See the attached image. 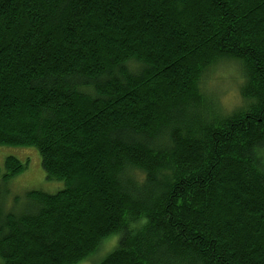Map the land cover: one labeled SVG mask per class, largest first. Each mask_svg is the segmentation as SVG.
Instances as JSON below:
<instances>
[{
	"label": "trees",
	"instance_id": "obj_1",
	"mask_svg": "<svg viewBox=\"0 0 264 264\" xmlns=\"http://www.w3.org/2000/svg\"><path fill=\"white\" fill-rule=\"evenodd\" d=\"M218 61L231 113L202 88ZM0 145L66 183L17 213L0 195L3 264H75L116 234L97 264H264V0H0Z\"/></svg>",
	"mask_w": 264,
	"mask_h": 264
},
{
	"label": "rangeland",
	"instance_id": "obj_2",
	"mask_svg": "<svg viewBox=\"0 0 264 264\" xmlns=\"http://www.w3.org/2000/svg\"><path fill=\"white\" fill-rule=\"evenodd\" d=\"M235 68L237 69V66L232 61H218L204 75L202 88L206 92V98L210 96L213 99L217 112L222 110L225 114L231 113L243 103V98L240 96L241 79H237L239 76ZM8 156H16L24 163L28 162L29 164L23 173L4 181L5 159ZM0 184H2L0 195L1 201L4 199V208L16 207V213L28 207V201L25 200L27 192L42 190L47 193H55L66 186V183L62 180L56 181L47 178L46 171L42 167L39 150L30 145H0ZM110 238L111 240H106L105 243L103 242L100 245L101 249L95 252L94 255L75 264L99 263L106 257V254L116 247L118 235L116 234ZM0 264H3L1 258Z\"/></svg>",
	"mask_w": 264,
	"mask_h": 264
}]
</instances>
